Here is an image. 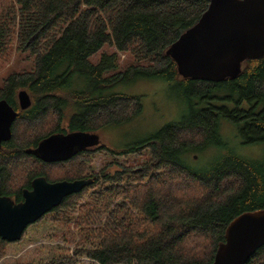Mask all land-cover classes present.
Returning <instances> with one entry per match:
<instances>
[{
    "label": "trees",
    "instance_id": "1",
    "mask_svg": "<svg viewBox=\"0 0 264 264\" xmlns=\"http://www.w3.org/2000/svg\"><path fill=\"white\" fill-rule=\"evenodd\" d=\"M209 4L0 0V69L14 52L28 53L32 61L0 86V99L18 111L12 137L0 147V195L21 202L38 176L52 182L92 177L91 185L46 213L73 220L78 207L79 233L84 240L99 239L86 250L90 258L100 264H213L231 221L264 209V157L245 156L221 133L225 119L237 126L242 145L264 143V56L247 59L239 74L222 80L181 76L168 50ZM119 53L127 55L123 67ZM141 78L176 84L187 108L181 119L136 143L95 147L118 155L148 149L140 168L86 175L84 154L91 150L52 163L27 152L56 132H93L131 121L142 112L143 96L117 87ZM21 89L32 99L25 110L18 101ZM210 145L226 153L207 171L192 168L187 154ZM7 243L0 238V253ZM246 264H264V245Z\"/></svg>",
    "mask_w": 264,
    "mask_h": 264
},
{
    "label": "water",
    "instance_id": "2",
    "mask_svg": "<svg viewBox=\"0 0 264 264\" xmlns=\"http://www.w3.org/2000/svg\"><path fill=\"white\" fill-rule=\"evenodd\" d=\"M168 53L176 60L181 76L204 80L236 76L244 61L264 56V0H210L200 20ZM18 101L23 110L32 105L26 89L19 90ZM17 115L18 111L7 100L0 99V147L12 137ZM103 145L98 132L74 130L50 134L37 146L27 148V152L52 163ZM93 181L94 178L88 177L52 182L38 176L31 189L23 190L21 202L0 195V238L8 242L20 240L30 224ZM225 237L213 264H246L264 245V209L238 215L227 227Z\"/></svg>",
    "mask_w": 264,
    "mask_h": 264
},
{
    "label": "rangeland",
    "instance_id": "3",
    "mask_svg": "<svg viewBox=\"0 0 264 264\" xmlns=\"http://www.w3.org/2000/svg\"><path fill=\"white\" fill-rule=\"evenodd\" d=\"M112 50L113 48L109 47L106 49ZM119 55L121 64L126 63L127 55L125 53ZM31 67L32 61L28 53L14 52L11 59L0 69V86L10 73ZM117 89L131 95H142L143 109L129 122L117 126L109 125L96 131L102 142L110 147L122 148L153 135L166 123L181 119L187 108V100L182 89L161 79L141 78L119 85ZM221 122L223 124L221 133L231 148L235 147L240 153L251 158L264 157V143L244 146L241 144L237 126L225 119ZM225 153V149L210 145L202 152L192 151L187 154L186 160L192 168L207 171ZM84 156L89 160L86 163L84 173L86 175H99L103 169L109 173L123 168H140L149 159L148 149L140 153L118 155L95 148ZM60 169H55L58 178H62L63 175ZM101 184L102 179H99L95 189ZM95 189L89 190L82 201L87 200ZM77 214L78 207L73 214V220H55L56 218L46 214L37 222L30 224L20 240L5 245V249L0 253V264H100L86 253L87 249L99 244V239L84 240L83 234L79 233L75 226ZM106 216L102 218L103 221Z\"/></svg>",
    "mask_w": 264,
    "mask_h": 264
},
{
    "label": "flooded vegetation",
    "instance_id": "4",
    "mask_svg": "<svg viewBox=\"0 0 264 264\" xmlns=\"http://www.w3.org/2000/svg\"><path fill=\"white\" fill-rule=\"evenodd\" d=\"M65 132H68V130L67 131H65ZM94 148H87V149H85V151H90V150H93Z\"/></svg>",
    "mask_w": 264,
    "mask_h": 264
}]
</instances>
